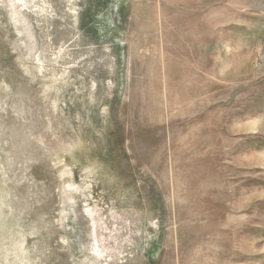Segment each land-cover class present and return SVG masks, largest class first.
<instances>
[{
  "label": "rangeland",
  "instance_id": "1",
  "mask_svg": "<svg viewBox=\"0 0 264 264\" xmlns=\"http://www.w3.org/2000/svg\"><path fill=\"white\" fill-rule=\"evenodd\" d=\"M0 264H264V0H0Z\"/></svg>",
  "mask_w": 264,
  "mask_h": 264
}]
</instances>
